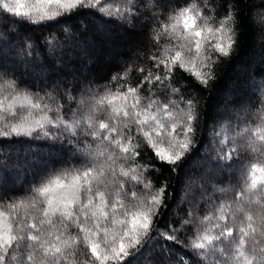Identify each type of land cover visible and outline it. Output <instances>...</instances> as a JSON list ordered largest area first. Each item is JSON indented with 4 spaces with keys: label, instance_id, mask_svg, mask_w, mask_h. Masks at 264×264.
I'll use <instances>...</instances> for the list:
<instances>
[{
    "label": "snow or ice",
    "instance_id": "obj_1",
    "mask_svg": "<svg viewBox=\"0 0 264 264\" xmlns=\"http://www.w3.org/2000/svg\"><path fill=\"white\" fill-rule=\"evenodd\" d=\"M158 7L156 0H35L33 4L0 0V17L11 16L13 23L38 24L80 8L127 18L137 16L141 8L151 9L155 16ZM211 7L207 2L191 0L174 9L168 17L171 23L161 24L154 37L159 40L167 35L170 41L175 40L160 55L150 57L156 71L139 68L143 78L136 86L128 85L126 91L118 88L113 93L108 89L104 95L93 94L79 101L69 94V101L77 104L70 117L65 116L64 106L52 93L41 96L38 92L21 90L14 79L5 80L0 73V139L42 137L52 140L55 146L56 141L67 138L69 146L86 158L79 168L62 169L54 176L42 177L29 195L8 204L10 211L2 210L4 205L0 204V264H132L133 259L144 256L146 247L151 251L157 244L167 255V264L172 260L175 264H194L192 256L207 260L215 253L226 255V249L218 248L217 244L235 243L237 213L244 215L247 224L242 223L238 229L240 241L235 250L238 253L235 264L241 258L244 264L254 261L264 264V247L259 239L264 238V165L246 164L241 169L243 188L236 194V212L231 213L233 227L227 223L230 204L225 201L215 212L203 217L199 216L198 208L190 207L185 215L160 229L159 221L163 219L160 209L167 208L166 186L155 188L148 179L151 167L138 162L140 136L157 160L172 165L173 170L194 147L192 136L197 120L194 101L183 96L165 101L156 93L168 91L169 97L180 93L181 89L172 84L177 69L208 85L213 79V54L230 55L236 42L232 13L228 10L218 26H214V17L205 14ZM206 32L219 40L207 44ZM132 70L129 67L123 74L113 76V81L126 78ZM145 84L149 86L147 97L141 95ZM260 111L264 113V109ZM101 113H108L106 120L98 119ZM249 131L245 128L237 135ZM253 135L256 139L248 136L245 150L264 152V117ZM82 136L91 138L83 147ZM225 143L226 140L221 141V146ZM160 144H166L167 148L158 147ZM236 155L234 147L221 154L219 160L230 164ZM129 182L133 189L142 185L141 192L132 191L131 200L127 199L126 191ZM230 190L217 189L220 193ZM21 208L25 209L23 216L19 214ZM29 209L33 211L30 213ZM208 224L212 227L201 228ZM72 227L79 229L78 233L72 234ZM190 230H194L191 236ZM153 234L157 235L156 240H152ZM246 241H250L251 256L244 251ZM78 255L85 259L78 260ZM231 259L228 256L213 264H228Z\"/></svg>",
    "mask_w": 264,
    "mask_h": 264
},
{
    "label": "trees",
    "instance_id": "obj_2",
    "mask_svg": "<svg viewBox=\"0 0 264 264\" xmlns=\"http://www.w3.org/2000/svg\"><path fill=\"white\" fill-rule=\"evenodd\" d=\"M22 2L33 4L35 0ZM156 2L159 7L155 10V16L151 9L143 8L137 16L129 15L127 18L110 17L94 9L80 8L65 13L56 20L38 24L21 21L13 23L14 18L11 16L8 19L0 17V73L4 74L5 80L14 79L21 90L38 92L41 96L52 93L64 106L65 116L70 117L77 104L69 101V94L75 100H80L93 94L104 95L108 89L113 93L118 88L126 91L128 85L136 86L143 78L139 68L144 67L146 72L149 69L156 71L150 57L160 55L170 43L175 44V40L170 41L167 35L161 36L159 40L155 39L157 30L161 24L171 23L168 17L174 9L185 6L191 0ZM197 2L213 5L205 10V14L214 17V26H218L219 20L227 15L228 10L231 11V27L234 28L236 42L230 55L213 54V79L208 85L200 84L188 72L177 69L172 84L181 89L180 93L171 97L168 91L156 93L165 101L183 96L193 100L195 104L197 120L196 131L192 136L194 147L179 163L177 170H173L172 165L157 160L152 150L144 143L143 137H138L142 145L139 149V164L151 167L148 179L153 182L155 188L166 186L164 203L167 208L160 209L163 215V219L159 221L160 229L174 218L185 215L190 207L198 208L199 216L203 217L215 212L219 204L225 201L230 204L227 223L229 227H233L231 213L236 212V194L243 188L241 169L246 164L264 165V152L245 150L247 137L256 139L253 133L260 127L261 118L264 117V113L260 111L264 109V0ZM200 23L203 24V21ZM205 40L207 44L215 43L219 37H213L206 32ZM9 46L12 49L9 50ZM208 51H211L210 47ZM129 67L133 70L126 78L113 81V76L123 74ZM8 69L16 72L10 74ZM86 70L90 71V78L85 73ZM160 71L162 73L163 69ZM41 74L45 76L42 77ZM84 87H87L86 91L81 93ZM141 95H149L147 84L141 89ZM244 104L245 110L242 109ZM183 106L182 104L181 107ZM107 117L108 113H101L98 119L106 120ZM245 128L251 131L238 136L237 133ZM132 131L135 132V126H132ZM224 140L226 143L221 146V141ZM88 142H91V138L82 136L80 146L83 147ZM158 147L165 149L167 145L160 144ZM234 147L237 149V155L230 164L219 160L221 154H227ZM79 155L81 154L74 146H69L67 138L63 142L56 141L55 146L52 140L42 137L0 139V204L4 205L2 210L10 211L8 204L14 199L29 195L33 185L42 177L54 176L62 169L83 166L86 158H80ZM204 159L213 162L214 167L211 170L204 169ZM196 171L204 172V194L214 199L206 200L198 189L190 198L182 196L186 179H190ZM20 174L22 178L16 182V177H20ZM211 183H215L219 188L231 190L227 193L214 191L210 187ZM133 190L141 192L142 185L133 189L131 182L128 183V200H131ZM251 198L255 199V196ZM28 211L31 213L33 210ZM24 212L25 209H19L21 216ZM234 223L235 243L217 244L218 248L226 249V255L221 257L219 253H215L207 260L202 256H192L194 264L196 261L209 264V260H223L228 256H232L228 264H235L238 255L235 250L240 241L238 229L242 223L246 225L247 220L242 213H237ZM203 227L212 225L201 226L202 229ZM78 231L75 227L70 228L72 234ZM193 232L194 230H190L188 235H193ZM181 235L183 236V233ZM151 238L156 240L157 235L153 234ZM259 239L260 246L264 247V238ZM83 247L81 244L80 248ZM244 251L251 256L250 241H246ZM179 254L177 251L176 255ZM77 259L83 261L85 256L78 255ZM137 259L139 264L168 262V257L162 252L159 244L151 251L146 247L144 256L133 259L132 264H137ZM171 264H175V261L172 260ZM239 264H244L242 258Z\"/></svg>",
    "mask_w": 264,
    "mask_h": 264
},
{
    "label": "rangeland",
    "instance_id": "obj_3",
    "mask_svg": "<svg viewBox=\"0 0 264 264\" xmlns=\"http://www.w3.org/2000/svg\"><path fill=\"white\" fill-rule=\"evenodd\" d=\"M9 48V50L10 49H12V48H10V46L8 47ZM8 71H9V73L11 74V73H14V72H16V71H14L13 69H8ZM85 73L87 74V75H89V78L91 77V73H90V71H85ZM41 76L42 77H44L45 75L44 74H41ZM58 78H60V79H62L63 78V76H58ZM86 88L87 87H84V88H82V90H81V93L82 92H84V91H86ZM76 101H79V100H76ZM242 109L243 110H245L246 109V104H244L243 106H242ZM78 154V153H77ZM74 156V155H73ZM80 156V158H82L83 156H81V155H79ZM72 156H70V158H71ZM55 158H59V156H55ZM202 163H203V165H204V169H207V170H211L213 167H214V164H213V162L211 161V160H209V159H204L203 161H202ZM17 179H16V182L17 181H20V178H22V174H20V177H16ZM231 179V178H230ZM230 179H228V181L230 180ZM205 182H206V178L204 177V172H199V171H196V173H194V174H192L191 175V178L190 179H186V187H184L185 189H184V193L182 194V196H187V197H192L193 195H194V193H195V190H201V195H202V197H204L206 200H209V197L210 196H208V195H205L204 194V191H203V188L205 187ZM204 185V186H203ZM210 187H211V189H213L214 191H217V189L219 188L215 183L214 184H210ZM227 188H228V186H227ZM182 199V198H181ZM213 262L214 261H211V260H209V261H207V263H209V264H213Z\"/></svg>",
    "mask_w": 264,
    "mask_h": 264
}]
</instances>
